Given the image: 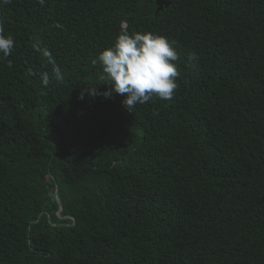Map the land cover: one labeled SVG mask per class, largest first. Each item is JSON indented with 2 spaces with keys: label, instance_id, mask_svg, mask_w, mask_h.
I'll return each mask as SVG.
<instances>
[{
  "label": "trees",
  "instance_id": "1",
  "mask_svg": "<svg viewBox=\"0 0 264 264\" xmlns=\"http://www.w3.org/2000/svg\"><path fill=\"white\" fill-rule=\"evenodd\" d=\"M166 1L0 3V264H264V0ZM121 21L171 100L104 96Z\"/></svg>",
  "mask_w": 264,
  "mask_h": 264
},
{
  "label": "clouds",
  "instance_id": "2",
  "mask_svg": "<svg viewBox=\"0 0 264 264\" xmlns=\"http://www.w3.org/2000/svg\"><path fill=\"white\" fill-rule=\"evenodd\" d=\"M9 2L0 0L4 4ZM39 2L43 4L44 0ZM126 25V21H121L114 45L104 49L98 56V62L111 82L104 96L110 98L113 93L123 96V104L130 111L137 104L149 102L154 96L171 100L179 87L177 78L180 75L175 42L152 32L130 33ZM14 46V38L4 34V27L0 23V53L8 56ZM188 59L195 60L197 56L190 53ZM55 77L57 81L63 78L59 68L55 70ZM42 82L45 86L49 84L47 74L42 76ZM89 93L95 95V88Z\"/></svg>",
  "mask_w": 264,
  "mask_h": 264
},
{
  "label": "water",
  "instance_id": "3",
  "mask_svg": "<svg viewBox=\"0 0 264 264\" xmlns=\"http://www.w3.org/2000/svg\"><path fill=\"white\" fill-rule=\"evenodd\" d=\"M170 3L166 0H157L158 10L162 9L164 6H168Z\"/></svg>",
  "mask_w": 264,
  "mask_h": 264
}]
</instances>
